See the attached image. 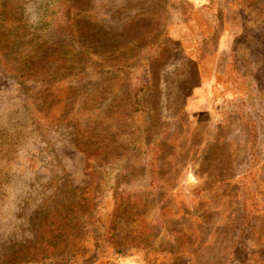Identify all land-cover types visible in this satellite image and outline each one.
Here are the masks:
<instances>
[{"label": "rangeland", "instance_id": "rangeland-1", "mask_svg": "<svg viewBox=\"0 0 264 264\" xmlns=\"http://www.w3.org/2000/svg\"><path fill=\"white\" fill-rule=\"evenodd\" d=\"M0 264H264V0H0Z\"/></svg>", "mask_w": 264, "mask_h": 264}]
</instances>
